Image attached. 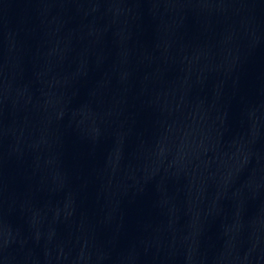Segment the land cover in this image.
I'll use <instances>...</instances> for the list:
<instances>
[{
	"label": "water",
	"instance_id": "95a60500",
	"mask_svg": "<svg viewBox=\"0 0 264 264\" xmlns=\"http://www.w3.org/2000/svg\"><path fill=\"white\" fill-rule=\"evenodd\" d=\"M0 264H264V0H0Z\"/></svg>",
	"mask_w": 264,
	"mask_h": 264
}]
</instances>
